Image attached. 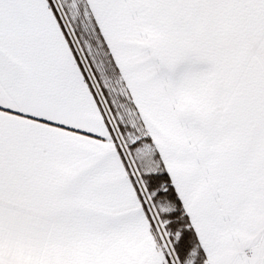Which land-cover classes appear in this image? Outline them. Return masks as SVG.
<instances>
[{
  "label": "snow or ice",
  "instance_id": "1",
  "mask_svg": "<svg viewBox=\"0 0 264 264\" xmlns=\"http://www.w3.org/2000/svg\"><path fill=\"white\" fill-rule=\"evenodd\" d=\"M0 264H264V0H0Z\"/></svg>",
  "mask_w": 264,
  "mask_h": 264
}]
</instances>
